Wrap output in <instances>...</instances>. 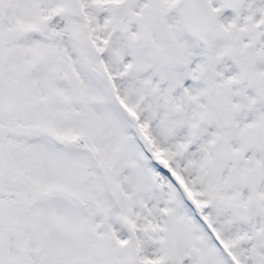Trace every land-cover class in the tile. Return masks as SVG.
Here are the masks:
<instances>
[{
  "label": "snow or ice",
  "instance_id": "obj_1",
  "mask_svg": "<svg viewBox=\"0 0 264 264\" xmlns=\"http://www.w3.org/2000/svg\"><path fill=\"white\" fill-rule=\"evenodd\" d=\"M0 264H264V0H0Z\"/></svg>",
  "mask_w": 264,
  "mask_h": 264
}]
</instances>
